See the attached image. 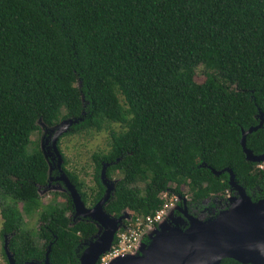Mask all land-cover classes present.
<instances>
[{
  "label": "trees",
  "instance_id": "16d2710c",
  "mask_svg": "<svg viewBox=\"0 0 264 264\" xmlns=\"http://www.w3.org/2000/svg\"><path fill=\"white\" fill-rule=\"evenodd\" d=\"M259 111L264 117V0H0V195L10 197L0 204L2 244L9 235L17 263L43 262L50 245L49 264H79L97 232L73 216L67 192L62 206L41 202L54 172L38 145L27 152L41 124L76 118L64 134L108 130V149L91 154L93 188L64 158L62 168L91 207L109 164L106 175L118 176L104 210L144 216L164 191L175 204L224 203L229 174L211 168H230L253 201L264 199V169L240 145ZM245 141L264 152V121ZM22 211L37 213L40 245L22 233Z\"/></svg>",
  "mask_w": 264,
  "mask_h": 264
},
{
  "label": "water",
  "instance_id": "95a60500",
  "mask_svg": "<svg viewBox=\"0 0 264 264\" xmlns=\"http://www.w3.org/2000/svg\"><path fill=\"white\" fill-rule=\"evenodd\" d=\"M259 119L257 125L250 126L247 130L241 128L240 145L246 160L264 163V152L255 155L246 147L245 141L248 133L263 124L261 111ZM77 121L76 118H65L53 126L45 127L41 151L47 160L50 173L52 166L44 151L43 142L49 136L47 132H53L48 146L59 173L56 177L60 181L59 185L69 193L75 215L90 218L98 228L81 252L79 264H98L100 256L110 249L117 230L129 217L127 212L115 217L104 210V205L114 189V181L106 175L109 164H104L100 172V180L105 187L104 193L91 207L85 205L75 185L64 172L63 157L57 140L59 135L66 133ZM211 171L215 175L223 171L229 174L228 182L235 194L228 197V206L225 209L206 217L181 211V215L175 217L174 206L167 213L171 221L163 219L149 229L146 233L147 242H140L134 252L115 256L107 264H219L223 258H232L242 264H264V199L253 201L245 188L237 183L230 168H211ZM50 181L49 179L47 185H50ZM183 202L185 203V199ZM183 208L186 210L185 204ZM3 238V249L8 264H49L50 245L43 262L31 260L17 263L9 251V236L4 235Z\"/></svg>",
  "mask_w": 264,
  "mask_h": 264
},
{
  "label": "rangeland",
  "instance_id": "374dc122",
  "mask_svg": "<svg viewBox=\"0 0 264 264\" xmlns=\"http://www.w3.org/2000/svg\"><path fill=\"white\" fill-rule=\"evenodd\" d=\"M205 79V73L202 65L196 67L194 80L196 82H203ZM61 112L64 113V109H61ZM114 129H118V125L113 126ZM45 126L40 125L39 130H35L32 132L30 137V143L27 146V152L30 153L31 150L36 148V145L42 150L41 139L45 133ZM70 131V129L68 130ZM67 131V132H68ZM109 131L108 130H89L83 131L80 133L69 132V134L62 133L59 135L57 140L58 148L65 159V167L76 173L80 179H82L85 183V186L88 188H93L95 186V182L93 180V163L91 160V154L95 151H106L109 147ZM260 167H264V163H259ZM118 175L115 174L111 179L114 181L115 177ZM53 186H47L46 189H39L40 200L43 204L53 203L58 206H62L66 198L63 195L64 191L62 185L54 184ZM142 186V183H139ZM185 189V188H184ZM186 192V189L184 190ZM188 194V192H186ZM187 196V195H186ZM188 197V196H187ZM184 197L183 199H185ZM178 200V197H177ZM187 198L185 199V201ZM10 197H3L0 195V204L1 202H9ZM18 207H21V203L17 204ZM24 223L22 226V233L27 234L30 233V236L33 238L34 242L37 245H40L42 240L37 236V228H38V216L37 213H33L31 216L26 214V212L22 211ZM0 230H1V215H0ZM2 240L0 238V264H6L3 256H2Z\"/></svg>",
  "mask_w": 264,
  "mask_h": 264
},
{
  "label": "built area",
  "instance_id": "2783aa9c",
  "mask_svg": "<svg viewBox=\"0 0 264 264\" xmlns=\"http://www.w3.org/2000/svg\"><path fill=\"white\" fill-rule=\"evenodd\" d=\"M160 198L164 199V202L159 209L152 213L138 216L132 211H128L129 218L125 220V224L117 230L114 236L115 240H113L110 249L100 256L99 264H107V262L115 256L134 252L138 244L143 241V237L146 236L147 231L167 217L168 211L176 205L177 197L173 194L168 195L167 192L164 191L160 194Z\"/></svg>",
  "mask_w": 264,
  "mask_h": 264
},
{
  "label": "flooded vegetation",
  "instance_id": "af4514ba",
  "mask_svg": "<svg viewBox=\"0 0 264 264\" xmlns=\"http://www.w3.org/2000/svg\"><path fill=\"white\" fill-rule=\"evenodd\" d=\"M53 132L51 131H48L47 134H49V136H47L45 139H44V142H43V147H44V151L46 152L48 158H49V162L52 166V171L50 172L51 174L54 172V175L53 176H49V179L51 180L50 181V185H47L46 184V187L44 189L47 188V186H53L52 183L54 184H58L60 183L59 180H57V176H58V171L56 170V167H55V163L54 161L52 160V155L50 154L51 150L49 149V144H50V140H51V135H52ZM232 189V188H231ZM64 192H67L65 189L63 190ZM68 193V192H67ZM234 189H232L231 193L227 194V200H228V197L231 196V195H234ZM69 195V193H68ZM70 196V195H69ZM227 200L224 202V203H221V200H218V199H204L202 200L199 204L198 203H193V202H189L187 203V201H185V203L183 202V200L181 201L180 204H176L175 207L176 209L174 210V216L177 217L179 215H181V211H187V213H190V214H193V215H196V216H200V217H206L208 215H212L222 209H225L227 206H228V202ZM209 202H214V203H219L220 205H216L215 207H212L211 209L207 207V204ZM184 204L186 206V210L183 208L184 207ZM87 207H90V206H87ZM208 210V212H207ZM208 214V215H207ZM73 216H76L78 218H88V217H79L77 215H75V209H74V215ZM90 219V218H89ZM167 222L171 221L170 219H168V217H165L164 218ZM91 220V219H90ZM94 222V221H93ZM98 229V228H97ZM96 234V233H95ZM6 235V234H4ZM3 235V236H4ZM9 236V235H8ZM3 242H4V238H3ZM3 246V244H2Z\"/></svg>",
  "mask_w": 264,
  "mask_h": 264
}]
</instances>
